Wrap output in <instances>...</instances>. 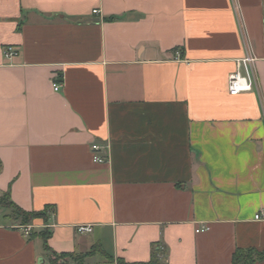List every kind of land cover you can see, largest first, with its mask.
I'll use <instances>...</instances> for the list:
<instances>
[{"label":"crops","instance_id":"obj_1","mask_svg":"<svg viewBox=\"0 0 264 264\" xmlns=\"http://www.w3.org/2000/svg\"><path fill=\"white\" fill-rule=\"evenodd\" d=\"M248 53L255 88L230 96ZM6 192L48 211L26 236L0 208V264L93 247L83 264L147 262L154 244L167 264L264 252V0H0Z\"/></svg>","mask_w":264,"mask_h":264},{"label":"trees","instance_id":"obj_2","mask_svg":"<svg viewBox=\"0 0 264 264\" xmlns=\"http://www.w3.org/2000/svg\"><path fill=\"white\" fill-rule=\"evenodd\" d=\"M0 208L7 209L10 211V217L18 221L21 226H29L33 221L37 219L46 220L47 211L44 212H26L23 209L15 205L11 199L9 192H6L0 195ZM46 242V238L49 236V233L44 231L41 234ZM95 248V249H94ZM98 248L93 247V249L87 254H66L60 255L55 259H51V264H67V260H73L76 264H83L84 259L87 256H90L93 252H96ZM166 249L160 244H154L151 248L150 259L147 262H136V263H127L122 259H118L116 264H167L165 262ZM264 258V252H257L253 249H236L232 256V264H255L256 261ZM110 259V258H107ZM58 260H61V262Z\"/></svg>","mask_w":264,"mask_h":264},{"label":"built area","instance_id":"obj_3","mask_svg":"<svg viewBox=\"0 0 264 264\" xmlns=\"http://www.w3.org/2000/svg\"><path fill=\"white\" fill-rule=\"evenodd\" d=\"M97 11H93L96 14ZM3 54L7 57H12L16 55V52L10 48L5 47L3 49ZM254 63L255 59L249 53L238 63L239 66L243 68V74L240 72H235L229 76L228 79V94L230 96H237L243 93L252 92L255 88L254 79ZM61 84L59 82L53 81L52 88L55 92L59 91ZM103 148L97 144L91 146V157L93 163L102 164L105 163V158L101 155ZM255 219H259V215L255 216ZM77 230L79 233H90L92 228L90 226H78ZM207 228L197 230L196 232H204ZM24 234L29 235V227L23 228Z\"/></svg>","mask_w":264,"mask_h":264}]
</instances>
